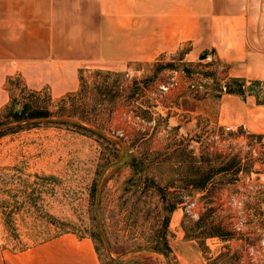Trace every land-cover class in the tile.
Wrapping results in <instances>:
<instances>
[{
  "label": "rangeland",
  "instance_id": "rangeland-1",
  "mask_svg": "<svg viewBox=\"0 0 264 264\" xmlns=\"http://www.w3.org/2000/svg\"><path fill=\"white\" fill-rule=\"evenodd\" d=\"M183 55L118 68L81 64L75 87L60 95L48 85L29 87L18 73L7 77L0 109L4 248L70 232L93 241L101 264H264V143L250 136L231 143L211 124L220 93L209 78L199 92L185 90L184 77L179 87L160 90L173 70L222 77L225 65L211 53L195 62L180 61ZM27 107L49 116L15 121ZM168 107L180 108V126H169L177 114ZM27 120L44 121L22 124ZM189 201L196 218L184 212ZM208 210L212 226L229 237L187 238L184 228ZM164 239L168 256L159 250Z\"/></svg>",
  "mask_w": 264,
  "mask_h": 264
},
{
  "label": "crops",
  "instance_id": "crops-1",
  "mask_svg": "<svg viewBox=\"0 0 264 264\" xmlns=\"http://www.w3.org/2000/svg\"><path fill=\"white\" fill-rule=\"evenodd\" d=\"M183 50L180 61L211 53L225 65L223 79L244 82L242 93L219 94L211 124L230 128L231 143L262 140L264 0H0V109L8 101L3 84L14 73L60 95L75 87L81 64L118 68ZM168 109L177 114L169 126H180V108ZM0 264L101 262L90 238L67 232L22 251L0 244Z\"/></svg>",
  "mask_w": 264,
  "mask_h": 264
},
{
  "label": "trees",
  "instance_id": "trees-1",
  "mask_svg": "<svg viewBox=\"0 0 264 264\" xmlns=\"http://www.w3.org/2000/svg\"><path fill=\"white\" fill-rule=\"evenodd\" d=\"M188 50V48L186 49ZM208 64H212L211 62H209ZM226 70L225 66L223 67V70L221 71L222 73H224ZM203 76L208 77L211 81H213V85L215 86V88L219 91V93L222 92H235V93H242L243 92V85L244 82L242 80L239 79H227L225 82V90L222 91V87L220 84V80L223 79L225 76L219 77L217 75H215V73L213 74H202ZM28 109H23V111L21 113H17L15 112L14 118L15 121H19L21 119H36V118H42V117H48L49 114L46 111H40V110H29V107H27ZM28 111V112H27ZM208 180L207 178L200 184V189H202L205 186V181ZM211 210H208L206 213H204L202 216H200L196 222H194V224L190 227V228H184L185 233H186V237L192 240H205L208 238H213V237H217L219 239H226L227 237H229L227 234V232H225V230H223L222 228L218 227L215 228L214 226H212V223L210 221V215H211ZM162 246V247H161ZM160 249L161 251H163V253H165L166 256L169 255V247L167 245V241L164 239L163 243L161 245ZM24 249H19V250H14V251H22Z\"/></svg>",
  "mask_w": 264,
  "mask_h": 264
},
{
  "label": "built area",
  "instance_id": "built-area-1",
  "mask_svg": "<svg viewBox=\"0 0 264 264\" xmlns=\"http://www.w3.org/2000/svg\"><path fill=\"white\" fill-rule=\"evenodd\" d=\"M181 77H184L185 80L183 83L184 89L187 91H194V92H199L202 91L203 89V80H208V77L203 76L202 74H200L199 72H193L189 75H186L183 71L181 70H173V75L170 77V81L166 82V83H161V85L159 86L160 90L162 92H166V91H171L177 87L180 86V81ZM222 87V91L225 90V85H221ZM231 129L230 128H223L222 129V133L223 134H227L228 132H230ZM262 143H264V136L262 137ZM194 203L192 201H189L187 203V205L185 206V210L184 212L187 215H192V217H197V213H192L193 208H194Z\"/></svg>",
  "mask_w": 264,
  "mask_h": 264
},
{
  "label": "water",
  "instance_id": "water-1",
  "mask_svg": "<svg viewBox=\"0 0 264 264\" xmlns=\"http://www.w3.org/2000/svg\"><path fill=\"white\" fill-rule=\"evenodd\" d=\"M206 56V53H204V54H202V57L201 58H203V57H205ZM247 89L248 90H253V91H255L256 90V88H255V86H253V85H248L247 86ZM41 121H44V120H36V121H34V120H27V121H25V122H22V124H25V125H32V124H35V123H38V122H41ZM46 121H50L49 119H47V120H45V122ZM57 122H66V123H70V124H74V125H77V126H81V127H86V126H84L81 122H79L78 120H73V119H63V118H60V119H58L57 120ZM16 125H19V124H16ZM9 126H7V127H5V128H8ZM90 130H93V129H90ZM114 142H115V144H117L121 149H122V147H121V144H120V142L119 141H116V140H114ZM122 153H123V149H122ZM98 195V190H97V193H96V196ZM95 206H97V201H96V203H95Z\"/></svg>",
  "mask_w": 264,
  "mask_h": 264
}]
</instances>
